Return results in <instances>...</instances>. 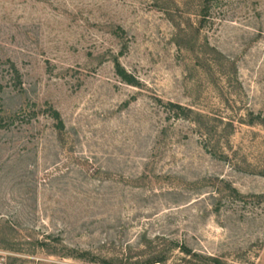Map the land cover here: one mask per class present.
Segmentation results:
<instances>
[{"label":"rangeland","instance_id":"374dc122","mask_svg":"<svg viewBox=\"0 0 264 264\" xmlns=\"http://www.w3.org/2000/svg\"><path fill=\"white\" fill-rule=\"evenodd\" d=\"M0 105V264H264V0H0Z\"/></svg>","mask_w":264,"mask_h":264},{"label":"trees","instance_id":"16d2710c","mask_svg":"<svg viewBox=\"0 0 264 264\" xmlns=\"http://www.w3.org/2000/svg\"><path fill=\"white\" fill-rule=\"evenodd\" d=\"M114 68H115V73L116 75L124 82L126 83L127 85H131V86H134L136 85V81L134 80V78L132 76H130L125 70L124 68L119 64V62L117 60H115L114 62ZM11 71L13 73V76L15 78V82H16V85L18 87H21V82H20V78H19V73L17 71V69L15 68L14 65L11 66ZM168 108L170 109H176L178 112L174 113L175 117H180V115H182V117H186L187 114H190L192 113L191 110L187 109V108H184L180 105H177V104H172V103H168L167 104ZM0 110H1V105H0ZM49 114H50V117L54 120L55 122V128L61 132L64 130V123L61 119V116L60 114L53 110V109H50L49 110ZM262 123L264 125V121L262 120ZM0 127H3V122H2V119L0 118ZM41 246H45L46 247V244L45 243H41ZM182 248H180L181 250ZM183 252L188 254L190 253L189 250H186V249H183ZM212 264H222L220 262V260L216 259V258H209L208 259ZM162 260H153L152 262H149V264H155V263H159L161 262Z\"/></svg>","mask_w":264,"mask_h":264}]
</instances>
